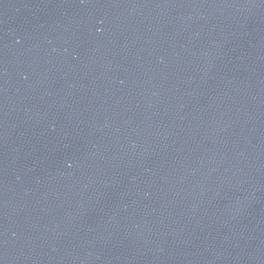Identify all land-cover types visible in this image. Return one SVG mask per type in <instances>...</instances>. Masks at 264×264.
Returning a JSON list of instances; mask_svg holds the SVG:
<instances>
[{
  "label": "water",
  "instance_id": "water-1",
  "mask_svg": "<svg viewBox=\"0 0 264 264\" xmlns=\"http://www.w3.org/2000/svg\"><path fill=\"white\" fill-rule=\"evenodd\" d=\"M0 264H264V0H0Z\"/></svg>",
  "mask_w": 264,
  "mask_h": 264
}]
</instances>
